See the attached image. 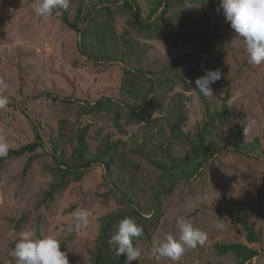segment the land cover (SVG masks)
Listing matches in <instances>:
<instances>
[{
	"label": "rangeland",
	"instance_id": "1",
	"mask_svg": "<svg viewBox=\"0 0 264 264\" xmlns=\"http://www.w3.org/2000/svg\"><path fill=\"white\" fill-rule=\"evenodd\" d=\"M124 1L71 0L67 10H59L60 15L43 18L35 12L39 0H0V82L7 85L0 87V96L8 99L7 106L0 109V141L7 143L9 150L18 149L35 141V130L42 144L33 153L0 165V264H16L11 251L26 230L64 242L69 264H94L101 218L125 209L116 190L124 193L144 218L153 214L154 199L161 192L157 224L146 229L138 220L147 236L137 246L141 250L138 262L132 264H158L152 255L153 237L171 234L178 238L179 216L206 232L208 239L178 261L162 259L159 264H231L232 254L219 256L214 249L217 244L231 243L256 250L250 264H264V64L248 62L244 45L216 11L219 0H172L157 23L153 20L162 8L153 14L154 0H128L132 10L122 6ZM79 7L81 17L93 19L84 23L75 18ZM63 15L78 33L63 24ZM143 21L153 22V26L143 30L139 27ZM85 29L93 35L83 41L79 33ZM101 31L105 33L103 42L113 45L105 50L111 58L119 57L127 46L133 51L143 49L145 77L160 72L161 66L187 72L184 78L189 89L182 92L179 87H165L160 103L170 115L181 117L175 129H181L188 140H172L168 126L158 133L163 117L156 111L148 120L129 125L122 112L115 121V107L108 106V113L97 115H85L81 110L86 103L109 100L121 107L127 100L120 88L121 67L127 65L118 60L98 61L82 48L84 42L90 44L94 55L104 52L95 41L103 39ZM130 56L128 63L135 64ZM215 69H220L222 76L212 85L214 95L206 97L195 90V80L205 70ZM177 93H183L184 98L177 101ZM224 108L223 122L215 119L216 127L203 145L219 148L222 140L226 146L191 177L176 179L184 168L177 164L169 174L176 184L164 193L170 180L149 160L161 161L166 168L172 162L194 164L200 160L203 155H194L188 142L194 141L196 131L203 130L211 114ZM152 123L149 130L144 129ZM84 127H88L86 142L91 154L105 136L116 143L109 171L98 163L76 167L73 149L77 132ZM254 139L260 147L249 157L235 150L237 144ZM166 147L172 161L163 155ZM28 158H32L30 169L23 175ZM58 164L83 175L57 193L52 202L40 205L39 193L50 183ZM190 167L186 170L189 174ZM78 208L90 212L86 226L74 225L73 213ZM245 225L254 231L257 242L247 241Z\"/></svg>",
	"mask_w": 264,
	"mask_h": 264
},
{
	"label": "trees",
	"instance_id": "2",
	"mask_svg": "<svg viewBox=\"0 0 264 264\" xmlns=\"http://www.w3.org/2000/svg\"><path fill=\"white\" fill-rule=\"evenodd\" d=\"M172 0H154V8L152 10V13L154 14L158 9L162 8L161 10V15L156 17L153 21L157 23L158 20H160L166 11L169 9V6L171 5ZM123 7L132 10L133 5L130 1L125 0L122 4ZM108 10L109 8H105V10ZM88 15L90 13V10H88ZM81 8H77L75 18H78V20H82L85 22L91 21L93 17L88 16L87 18L81 17ZM80 18V19H79ZM141 20L139 14L136 16V22ZM62 22L64 25H66L69 29L75 31L76 33L79 32V29L74 25L68 22L67 16L63 15L62 16ZM154 22V23H155ZM153 26V22L147 23L143 21L142 24L139 25V27L143 30H149ZM100 30V29H99ZM99 30H97L99 32ZM101 33V34H100ZM99 34L102 36L103 34V39L100 40L96 39L95 41L97 42L96 44H99L102 49H104V52L101 51V53H98L94 55L90 51V44H84L83 43V50L89 51L90 55L92 58L98 60V61H111V60H118L121 63L126 64L127 66H122V80H121V91L126 95L127 100L125 102V107L121 106L119 107L118 105L111 104L109 100L107 101H97L94 104H89L86 103L84 106H80L81 110L85 113V115H97L100 113H108V106L110 107H115L116 109H113V113L115 115V121L118 119V115L120 112L126 114V121L127 124H140L142 121L145 119L148 120V117L153 111H156L159 113V117L163 119L161 120L160 126L157 128L158 133H162L163 131V126L166 127L168 126L169 128L172 129V133L170 135V138L172 140L176 139H184L188 140V137H185L181 129L177 131L175 128H177V123L181 121V117L175 115H170V113L167 112V107L163 108L162 103H160V98L162 97V92L163 89L166 90L168 89L167 87L172 86V87H179L182 92H186L189 87L187 84V79L186 77L187 72H175L169 70L170 67L168 66H161L159 71L160 72H154V76L150 77H145V75L148 73L147 70H143L141 63H142V53L143 49H137V50H132V47L129 48L130 46H127L125 48L126 51H123L120 55V49L116 48L117 52H119V57L111 58L109 54L105 52L108 46H113L112 44L104 43L103 41L105 40L104 38V32L101 31ZM83 39V41H86V38L93 35L92 33L89 32L88 29H85L84 31L79 33ZM98 34V35H99ZM93 41V40H92ZM91 41V42H92ZM92 44V43H91ZM93 48V47H92ZM113 50H115L113 48ZM131 55L130 57H133L134 63L135 64H129L128 56ZM182 76V77H181ZM163 87V88H162ZM165 92H163L164 95ZM183 93H177L175 95V99L178 101L179 98L183 99L184 96ZM67 100V98H64L63 101ZM138 101V104H133L130 101ZM106 102V103H104ZM122 102V103H123ZM130 102V103H128ZM162 105V108H161ZM172 105L169 104V108ZM138 110V113H131L130 111H135ZM226 115L225 108L222 110L221 113H213L211 114L208 119L206 120L204 124V128L201 131H196V135L194 136V141L193 142H188L190 146L193 147L191 150L194 155H203L200 160L192 163H183V162H172L171 167L166 168L164 167L165 165L160 161L158 162H153V160H149V163L152 164L155 168L158 170L162 171L163 175H165V178L167 180H170L171 177H169L171 170H173L176 165H182L184 168L180 169V172L175 176L176 179H181L187 176H193L194 173L196 172L197 169H200V167L203 164L208 163L209 159L216 154V152L220 149H223L225 147V142L221 140V143L217 147H212V149L206 147L203 145V142L205 140V137L211 132L213 129H215V119H219V121L223 122V117ZM159 118V119H160ZM163 123V124H162ZM115 127L117 130L120 128L118 127V124L115 122ZM154 125L152 124H147V126L144 128L146 130H149L151 126ZM88 131V127H84L82 130L77 132L76 136V144L73 149V155L74 157L77 158L78 165L76 166L78 169L85 168L91 164L98 163L103 165L104 168H106L107 171L110 170V167L112 165L113 159H114V154L117 151V145L116 143H111L108 139L109 136H105L102 140L101 146L97 148V150L94 153H90L88 150V145L86 142V134ZM35 132V141L32 143H29L27 145H24L18 149H13L9 150L8 155L6 157H0V165L4 164L6 161L12 158H17L20 157L21 155L25 153H33L35 149L39 148L42 144L40 142L38 133ZM110 143V144H109ZM259 141L258 139H254L251 142L248 143H242V144H237L235 150L243 154L247 157H249L250 154H254L255 151L259 149ZM158 150H161L160 147L157 148ZM138 151V150H137ZM163 155L168 161L171 160V156L168 154H171L169 151L168 147L165 148V150H162ZM54 157V154H53ZM174 157V156H173ZM32 158H28L27 162L25 163L22 173L23 175H26L28 170L30 169V164H31ZM192 166V167H190ZM190 167L192 169V173L189 174L186 170ZM170 171V172H169ZM83 172H79L77 169L73 170L68 167H64L63 164H58L54 170L52 171V178L48 186L42 190L39 193V196L41 198L40 205L45 203L44 205L46 206L47 203H50L53 201L54 196L61 192L65 187L69 185L70 182H77L80 180L82 177ZM178 181V180H177ZM176 183H173L170 180V184L168 186V189L164 193H169L172 191L173 187L175 186ZM116 194H118L121 198V203L125 205V209L123 211L116 213L113 212L111 214H108L107 216L101 218V227H100V232H99V238H98V246L97 250L95 253V263L94 264H124V256L117 257L115 255V250L112 248L110 244V237L112 233L114 232L116 226L119 224V222L124 219L125 217H130L132 218L137 224L138 220L143 222V226L147 227L150 225L157 224L158 220L160 219V214H161V203H160V196L159 195L161 192H157L156 197L154 199V204L151 216L149 218H144L142 214L139 212L138 208L136 205L132 203L131 200L127 199L125 194L121 193L120 190L115 191ZM127 202V203H126ZM139 225V224H138ZM140 226V225H139ZM245 229L247 232L246 239L248 242L255 243L257 242L258 238L254 234V231L247 227L245 225ZM144 231V230H143ZM149 233V232H148ZM147 236V233L144 231V235L139 238L138 241H134V246H138L140 240L144 237ZM215 251L219 256H224L227 254H232L233 255V261L231 264H250V261L258 254L256 250L249 248L245 244H239V243H231V244H217L214 246ZM211 264V263H209ZM215 264H223V263H215Z\"/></svg>",
	"mask_w": 264,
	"mask_h": 264
},
{
	"label": "clouds",
	"instance_id": "3",
	"mask_svg": "<svg viewBox=\"0 0 264 264\" xmlns=\"http://www.w3.org/2000/svg\"><path fill=\"white\" fill-rule=\"evenodd\" d=\"M70 2L71 0H39L35 12L43 18L58 16L59 10H67ZM216 11L223 15L225 22L244 45L248 62L257 66L264 64V0H219ZM221 76L220 69L205 70L195 80V90L206 97L214 95L212 85ZM0 87L6 88L7 85L0 82ZM7 104V97L0 96V109ZM8 152V144L0 141V157H6ZM89 215L90 212L86 209H76L73 213L74 225L86 226ZM176 226L178 238L171 234L153 237L152 255L158 264L162 259L178 261L186 251L203 245L208 239L206 232L193 227L183 216L177 217ZM217 227L222 228V225L218 224ZM143 235V228L130 217H125L116 226L110 237V244L117 257H125L124 264L138 262L141 250L134 246V241H138ZM11 256L16 264H69L67 254L61 251L60 240L52 236L38 237L35 230L20 233Z\"/></svg>",
	"mask_w": 264,
	"mask_h": 264
},
{
	"label": "water",
	"instance_id": "4",
	"mask_svg": "<svg viewBox=\"0 0 264 264\" xmlns=\"http://www.w3.org/2000/svg\"><path fill=\"white\" fill-rule=\"evenodd\" d=\"M60 246H61V251H64V250H65V248H64V246H65V243H64V242H62V243L60 244Z\"/></svg>",
	"mask_w": 264,
	"mask_h": 264
}]
</instances>
